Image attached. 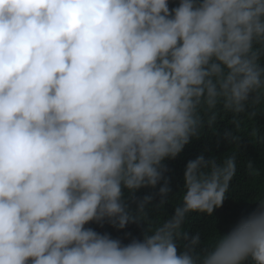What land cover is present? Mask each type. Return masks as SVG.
Here are the masks:
<instances>
[{
  "label": "clouds",
  "instance_id": "obj_1",
  "mask_svg": "<svg viewBox=\"0 0 264 264\" xmlns=\"http://www.w3.org/2000/svg\"><path fill=\"white\" fill-rule=\"evenodd\" d=\"M262 97L264 0H0V264H264V199L209 246L182 231L222 207L234 156L189 159L142 238L89 226L144 221L165 161Z\"/></svg>",
  "mask_w": 264,
  "mask_h": 264
},
{
  "label": "trees",
  "instance_id": "obj_2",
  "mask_svg": "<svg viewBox=\"0 0 264 264\" xmlns=\"http://www.w3.org/2000/svg\"><path fill=\"white\" fill-rule=\"evenodd\" d=\"M176 2L178 0H170V5ZM226 132L230 133L227 139L224 138ZM201 152L215 158L218 163L233 156L236 160V171L222 207L211 216L190 213L182 227V231L188 234L199 233L202 244L209 246L219 231H226L240 216L251 211L255 202L264 199V97L248 102L242 113L218 109L215 122L205 127L199 139H194L174 160L165 161L170 169L168 175L173 191L162 203L157 197L146 208L144 221L130 223L124 229L110 224L102 228L94 223L89 226L99 232H108L114 238H121L125 243L132 237L142 238L147 226L169 218L174 208L182 204L184 166ZM151 191L141 189L137 195L143 196ZM129 233L131 236L127 235Z\"/></svg>",
  "mask_w": 264,
  "mask_h": 264
}]
</instances>
